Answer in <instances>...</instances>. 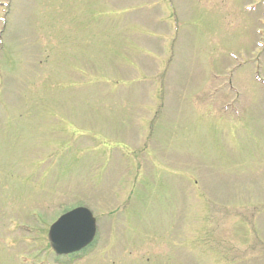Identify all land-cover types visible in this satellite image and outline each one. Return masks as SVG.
<instances>
[{
    "label": "rangeland",
    "instance_id": "1",
    "mask_svg": "<svg viewBox=\"0 0 264 264\" xmlns=\"http://www.w3.org/2000/svg\"><path fill=\"white\" fill-rule=\"evenodd\" d=\"M263 1L0 0V264H264Z\"/></svg>",
    "mask_w": 264,
    "mask_h": 264
},
{
    "label": "water",
    "instance_id": "2",
    "mask_svg": "<svg viewBox=\"0 0 264 264\" xmlns=\"http://www.w3.org/2000/svg\"><path fill=\"white\" fill-rule=\"evenodd\" d=\"M96 231L95 218L85 207H78L53 224L50 237L55 247L79 248L92 240Z\"/></svg>",
    "mask_w": 264,
    "mask_h": 264
}]
</instances>
